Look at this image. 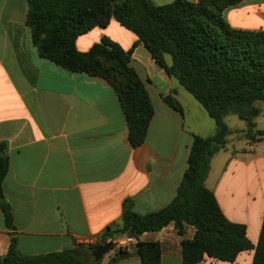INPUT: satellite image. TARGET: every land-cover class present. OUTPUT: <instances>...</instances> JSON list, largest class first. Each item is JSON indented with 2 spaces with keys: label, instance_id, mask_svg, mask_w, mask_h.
Instances as JSON below:
<instances>
[{
  "label": "crops",
  "instance_id": "0c3cea01",
  "mask_svg": "<svg viewBox=\"0 0 264 264\" xmlns=\"http://www.w3.org/2000/svg\"><path fill=\"white\" fill-rule=\"evenodd\" d=\"M152 1L166 5L175 0ZM27 6L28 0H0V145L7 146L3 190L13 208L20 251L38 256L97 244L109 227L122 226L125 202L140 215L169 206L188 169L194 136L212 137L217 126L138 37L112 20L107 28L81 36L77 48L86 53L105 37L126 51L135 46L130 66L144 82L155 116L145 143L132 147L120 101L106 81L40 57L26 23ZM223 18L237 30L264 31V0L231 5ZM174 92L182 111L163 102ZM245 130L246 123L238 131ZM234 142L228 139L213 157L206 186L225 217L246 226L253 249L233 263L205 257L200 264L254 262L264 220V148L256 149L264 147V139ZM5 224L0 207V257L11 243ZM186 229L182 238L170 224L137 240L158 242L161 264H183L182 241L195 234L192 227ZM125 253H109L101 264H142L135 247Z\"/></svg>",
  "mask_w": 264,
  "mask_h": 264
},
{
  "label": "trees",
  "instance_id": "16d2710c",
  "mask_svg": "<svg viewBox=\"0 0 264 264\" xmlns=\"http://www.w3.org/2000/svg\"><path fill=\"white\" fill-rule=\"evenodd\" d=\"M244 0H175L157 5L152 0H28L27 26L40 57L72 73L106 81L114 90L125 115L129 142L145 143L155 109L144 82L130 66L135 46L124 50L105 37L88 52L77 40L112 20L134 33L155 62L177 80L204 108L217 126L212 137L194 136L188 169L175 200L159 212L140 215L125 202L121 227H109L95 245H79L60 253L26 256L15 234L14 212L5 200L3 184L9 172L6 144L0 145V207L10 230L11 243L0 264H101L92 257L100 246L121 236L139 238L174 224L183 239V264H200L205 257L233 263L241 252L253 249L244 225L230 222L214 193L206 186L213 157L226 148L230 129L225 121L234 113L246 123L248 140L260 132L256 120L264 105V31L237 30L223 18L226 8ZM171 57L172 63L167 62ZM176 93L164 97L169 107L182 111ZM253 264H264V220ZM158 242H139L136 255L142 264H161ZM126 256L120 252L117 257Z\"/></svg>",
  "mask_w": 264,
  "mask_h": 264
},
{
  "label": "rangeland",
  "instance_id": "374dc122",
  "mask_svg": "<svg viewBox=\"0 0 264 264\" xmlns=\"http://www.w3.org/2000/svg\"><path fill=\"white\" fill-rule=\"evenodd\" d=\"M184 91H185V95H187L188 99H191L192 103H194L195 105H197L198 107H200L199 106L200 104L198 102H196L192 98L193 96L190 95L186 90H184ZM256 105L261 109V114L259 115V117L256 120V129L255 130L259 131L260 132V135L257 136V139L255 140V142L258 139H264V105L262 103H257ZM225 121H226V123H227V125L229 126V129H230V135H228V139L229 140L231 139L233 141L232 144L235 143L234 142L235 139H244V138L248 139L244 131H242V132L241 131L240 132L238 131V130H240V128H243L244 127L245 122H243L241 119H239V117L237 115H235L234 113H229L225 117ZM226 147H227V145H226ZM263 148L264 147L262 145H260L256 149V151L258 153H260L263 150ZM219 158H217V159H219ZM252 178H253V176L251 177V179ZM252 181L253 180H251V182ZM262 181L264 183V175H262ZM105 257H107V256H105Z\"/></svg>",
  "mask_w": 264,
  "mask_h": 264
},
{
  "label": "built area",
  "instance_id": "2783aa9c",
  "mask_svg": "<svg viewBox=\"0 0 264 264\" xmlns=\"http://www.w3.org/2000/svg\"><path fill=\"white\" fill-rule=\"evenodd\" d=\"M110 242H112L113 246L109 253L114 255L120 252H128L131 248H136L139 243L136 237L128 235L112 239Z\"/></svg>",
  "mask_w": 264,
  "mask_h": 264
},
{
  "label": "water",
  "instance_id": "95a60500",
  "mask_svg": "<svg viewBox=\"0 0 264 264\" xmlns=\"http://www.w3.org/2000/svg\"><path fill=\"white\" fill-rule=\"evenodd\" d=\"M112 246V242H108L106 245L100 246L93 252L92 257L96 262L102 261L104 257L109 254Z\"/></svg>",
  "mask_w": 264,
  "mask_h": 264
}]
</instances>
